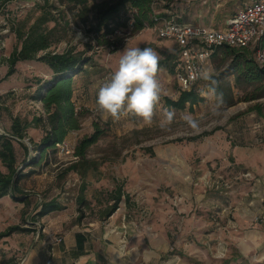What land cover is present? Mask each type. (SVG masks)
I'll return each instance as SVG.
<instances>
[{
    "label": "rangeland",
    "instance_id": "rangeland-1",
    "mask_svg": "<svg viewBox=\"0 0 264 264\" xmlns=\"http://www.w3.org/2000/svg\"><path fill=\"white\" fill-rule=\"evenodd\" d=\"M34 5L35 1H14L5 8L0 7V135L11 133L16 117L26 123L27 138L23 142L29 147V156L15 141L18 165L25 173L31 169L36 171L34 176L21 183L27 196L24 200L11 196L0 200V232L12 226L30 230L0 239V261L5 256L17 258L19 264H61L59 251L67 240L70 243L78 231H100L104 226H111L108 236L113 239L123 227L119 246L123 253H127L130 241L141 233L153 243L166 229L170 242H173L172 238L176 240L175 235L181 230L195 229L194 222H191L195 215L209 221V230L215 236L211 244L214 252L226 248L225 235L238 229L232 223L237 205L232 204L233 199L237 203L248 200V204L258 199L264 206V116L251 111L260 103L264 115V99L252 103L238 102L230 108H223V116L215 118L210 115L211 102L201 94L202 88L200 94L205 101L193 112L175 110L174 124L168 130H162L159 122L167 108L164 98L178 99L180 93L175 74L161 68L157 78L163 94L152 125L146 126L133 117L115 121L98 108L86 109L82 128L66 139L76 149L83 138L96 132V124L102 132L99 141L88 150V158L101 165L99 172L90 171L85 179V199L89 207H83L78 203V197L84 180L67 170L74 163L71 156H46L39 167L27 168V164H23L27 158L37 155L30 139L39 144L45 134L44 127L33 122L34 117L41 119L44 114L42 103L35 97L38 87L50 79L51 72L38 61L19 62L17 72L9 76L7 60L18 46L11 25L24 19ZM241 6L242 0H172L169 11L180 22L221 28ZM37 15L39 12L34 13ZM49 26L53 27L54 23ZM67 36V40L54 45L51 50L62 53L74 49L93 57L94 65H88L87 69L97 71L104 79L116 70L120 52L125 47H151L160 55V61L168 54L178 57L175 48L164 51L163 40L158 38L154 28L138 33L116 53L93 51L94 44L81 25H72ZM232 61V57L221 53L210 61L208 67L214 68L216 74L225 73ZM230 79L233 81L234 77ZM235 95L240 100L244 90H235ZM92 99L96 103L94 96ZM184 113L204 117L198 132H193L180 119ZM196 136H199L197 140H188ZM147 148H152L154 153L148 152ZM0 172L7 173L1 161ZM117 186H123L125 193L130 195L131 204L127 206L123 201L110 219H103L102 211L111 202L110 195ZM216 197L231 204L222 208L218 201H213ZM53 200L63 209L35 219L41 204ZM251 225H264V208L253 215ZM190 235L184 242H192ZM60 239L62 243H59ZM124 242L125 249L122 247ZM150 242L147 245L152 248Z\"/></svg>",
    "mask_w": 264,
    "mask_h": 264
},
{
    "label": "trees",
    "instance_id": "trees-1",
    "mask_svg": "<svg viewBox=\"0 0 264 264\" xmlns=\"http://www.w3.org/2000/svg\"><path fill=\"white\" fill-rule=\"evenodd\" d=\"M14 1L26 3L35 1V5L24 19L14 21L11 25L18 46L7 60L8 75L12 76L17 72L16 66L19 62L32 61L43 63L51 72L50 79L45 80L36 91L35 100L42 103L44 114L41 119L34 117L33 122L42 125L45 134L39 144H35L30 139L37 155L27 158L23 164H27V168H33L39 167L46 156L59 154V145L64 143L72 132L82 128V119L87 114L86 109L77 108L74 101V88L76 78L87 70L88 65H94L93 57L75 52L74 49H67L60 53L52 51L51 48L67 40V34L72 25L83 26V31L91 44H94L93 51L96 46H111L110 37L117 30L126 29L132 18L135 19L136 33L155 28L168 17L164 12L169 10L172 0H0V7L5 8ZM163 3L166 4L162 5ZM135 10L136 12L133 13ZM36 12H39V15L34 16ZM50 23H54V26L50 27ZM119 50L118 44L113 53ZM221 53L225 57L233 58L227 72L216 74L220 82L218 90L223 94V108H230L238 102L252 103L264 99V66L256 62L252 56L253 53L247 49L223 47L215 51L211 60ZM176 58L175 55H169L165 60L159 61V69L165 68L171 74H175ZM231 76L234 77L233 81L230 79ZM202 88H205V82L200 80L191 91H179L178 99L165 97V106L178 112L186 110L193 112L196 106L205 101L200 94ZM249 88L254 89L248 90ZM235 90H244V96L240 100L236 99ZM251 111L264 116L263 105L260 103L254 105ZM95 126L96 132L92 136L83 138L75 149L79 160L67 169L77 173L84 180L78 197V203L83 207H89L85 199L87 190L85 179L90 171L99 172L101 165L87 156L90 147L95 145L102 135L97 124ZM27 128L28 125L16 117L11 133L0 135V161L7 169L6 174L0 172V200L8 196L16 200L19 198L24 200L27 196L24 194L21 183L36 174L33 169L26 173L20 169L14 145L16 141L29 156V147L23 142L27 138ZM198 138L199 136H196L188 140L194 141ZM177 141L181 142L182 139ZM146 150L154 153L152 148ZM110 200L109 205L102 211L103 219L113 216L123 201L127 206L131 204L130 195L125 193L123 186H117L112 191ZM228 204L229 202L226 201V205ZM62 209L63 206L56 200L41 204L35 219ZM29 231L19 226H12L0 232V239ZM0 264H19V262L17 258L4 256Z\"/></svg>",
    "mask_w": 264,
    "mask_h": 264
},
{
    "label": "crops",
    "instance_id": "crops-1",
    "mask_svg": "<svg viewBox=\"0 0 264 264\" xmlns=\"http://www.w3.org/2000/svg\"><path fill=\"white\" fill-rule=\"evenodd\" d=\"M162 48L166 52L173 48L178 49L169 41H162ZM103 82L104 78H101L97 71L87 69L79 75L74 88V101L77 108L90 111L98 108L92 97L94 96L96 100L98 86ZM213 201H218L222 208L229 207L231 204L226 205L228 200L223 201L222 198L213 199ZM248 202L245 200L237 203V200L233 199L232 204L237 205H235L232 223L238 229L225 235L227 247L220 245L222 248L219 253L214 252L215 248L211 246L215 236L213 231L209 230V221L195 215L194 220L191 221L194 222L195 229L181 230L180 233H176V240L172 238L173 242H170L169 231L166 229L153 243L149 239L146 240L141 233L138 238L130 241L127 253H123V249L119 246L122 241L123 227L114 239L108 236V229L111 226H104L100 228V231L98 229L78 231L70 243L67 240L64 243L65 246L60 248L61 264H264V225H251L253 215L262 212L264 206L258 199L251 204ZM78 235H80L79 238ZM189 235L193 238L192 242H184ZM172 236H174L173 233ZM147 242H150L153 247L149 248Z\"/></svg>",
    "mask_w": 264,
    "mask_h": 264
},
{
    "label": "built area",
    "instance_id": "built-area-1",
    "mask_svg": "<svg viewBox=\"0 0 264 264\" xmlns=\"http://www.w3.org/2000/svg\"><path fill=\"white\" fill-rule=\"evenodd\" d=\"M135 12L136 10L133 13ZM164 13L168 17L154 30L160 40L172 42L178 48L175 77L179 91L189 92L199 83L200 80L192 79V70L208 67L213 54L219 48L247 49L253 53L256 62L264 66V0H242L241 8L221 28L180 22L171 11L165 10ZM137 35L135 19L132 18L126 29L117 30L110 37L111 46H96L95 51L100 53L106 50L113 53L116 45L122 47ZM110 76L111 73H108L104 81ZM59 154L71 156L73 162L79 160L75 149L67 140L59 145ZM61 241L60 239L59 242ZM122 247H127L125 242Z\"/></svg>",
    "mask_w": 264,
    "mask_h": 264
},
{
    "label": "clouds",
    "instance_id": "clouds-1",
    "mask_svg": "<svg viewBox=\"0 0 264 264\" xmlns=\"http://www.w3.org/2000/svg\"><path fill=\"white\" fill-rule=\"evenodd\" d=\"M116 70L98 86L96 104L100 112L115 121L133 117L146 126L154 122L156 110L163 94L157 78L160 55L151 47H125L120 52ZM192 79L205 82L202 95L211 102L210 115L223 116L224 99L219 89V80L212 67L192 70ZM175 109L166 108L159 122L162 130H168L176 120ZM180 119L193 132H198L203 116L184 113Z\"/></svg>",
    "mask_w": 264,
    "mask_h": 264
}]
</instances>
